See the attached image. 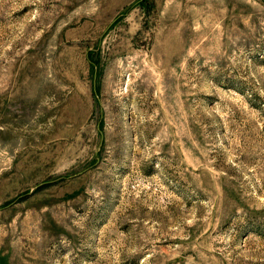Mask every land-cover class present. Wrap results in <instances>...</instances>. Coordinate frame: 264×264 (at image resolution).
<instances>
[{
    "label": "rangeland",
    "instance_id": "374dc122",
    "mask_svg": "<svg viewBox=\"0 0 264 264\" xmlns=\"http://www.w3.org/2000/svg\"><path fill=\"white\" fill-rule=\"evenodd\" d=\"M0 264H264V0H0Z\"/></svg>",
    "mask_w": 264,
    "mask_h": 264
}]
</instances>
